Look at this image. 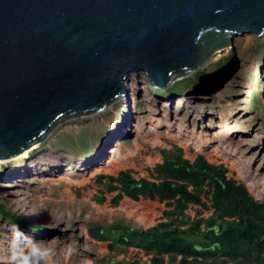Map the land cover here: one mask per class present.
<instances>
[{"label":"rangeland","instance_id":"rangeland-1","mask_svg":"<svg viewBox=\"0 0 264 264\" xmlns=\"http://www.w3.org/2000/svg\"><path fill=\"white\" fill-rule=\"evenodd\" d=\"M233 41L196 71L175 77L165 91L153 88L144 71L131 74L125 81L127 94L118 101L61 123L27 157L0 160V202L8 213L30 224L0 212V253L11 239L13 225H18L28 236L52 242L53 264H151L152 253L110 249L92 231L97 224L119 221L137 229L172 221L166 212L174 207L158 199H132L157 206L125 213L122 204L130 197L114 204L118 191H112L108 178H100L130 172L135 179L159 182L153 170L163 161L164 151L180 152L191 162L206 157L264 203V35L239 34ZM219 59H227L226 64L217 65ZM203 70L209 79L194 85L192 76ZM109 145L129 152V164L118 173L97 172ZM68 188L76 196L73 201ZM206 203L191 204L180 218L187 224L173 226L188 229L195 219L215 216L211 202ZM154 212L148 225L137 221Z\"/></svg>","mask_w":264,"mask_h":264},{"label":"water","instance_id":"water-1","mask_svg":"<svg viewBox=\"0 0 264 264\" xmlns=\"http://www.w3.org/2000/svg\"><path fill=\"white\" fill-rule=\"evenodd\" d=\"M264 0H0V159L102 111L144 71L165 91L239 34Z\"/></svg>","mask_w":264,"mask_h":264},{"label":"trees","instance_id":"trees-1","mask_svg":"<svg viewBox=\"0 0 264 264\" xmlns=\"http://www.w3.org/2000/svg\"><path fill=\"white\" fill-rule=\"evenodd\" d=\"M257 41L260 47L261 40ZM226 60L219 59L217 65H225ZM205 71L192 76L194 85L209 79ZM227 172L202 155L191 162L180 152L164 151L163 161L153 170L159 182L135 179L130 172L117 177L101 175L100 178L111 181L112 191H118L114 204L124 196L135 201L143 197L167 201L174 209L166 212L171 222L145 230L119 221L109 226L97 224L92 234L108 242L110 249L137 248L152 253L151 264H264V203L252 196L246 186L228 177ZM207 201L215 209V216L195 219L188 229L173 226L179 222L187 224L180 218L191 204L206 207ZM0 212L13 221L30 225L8 213L2 202ZM102 264L130 263L117 260Z\"/></svg>","mask_w":264,"mask_h":264},{"label":"clouds","instance_id":"clouds-1","mask_svg":"<svg viewBox=\"0 0 264 264\" xmlns=\"http://www.w3.org/2000/svg\"><path fill=\"white\" fill-rule=\"evenodd\" d=\"M52 242L36 240L13 225L11 239L0 253V264H53Z\"/></svg>","mask_w":264,"mask_h":264},{"label":"bare ground","instance_id":"bare-ground-1","mask_svg":"<svg viewBox=\"0 0 264 264\" xmlns=\"http://www.w3.org/2000/svg\"><path fill=\"white\" fill-rule=\"evenodd\" d=\"M125 94H127V93H125ZM125 94L122 95V97H124ZM119 133L120 132H118V134ZM108 144H111L110 140L108 141ZM109 146H110V148L104 149V153L106 155L105 156L106 158H105L103 164L100 166V168L97 172L105 171L107 173L114 174V173H118L121 169L125 168L129 164V162H128L129 155H130L129 152L128 153L123 152L122 149L115 148L113 145H109ZM28 155H29V150H26L23 153L13 157L12 160L27 157ZM0 160H2V159H0ZM9 160H11V159H9ZM150 162H153V160L152 161L150 160ZM68 163H72V162L69 161ZM67 190L69 193V197L70 198L72 197L71 200L73 201L76 198V196L74 194H72V192H70V188H68ZM88 198H90V197L88 196L87 199ZM149 206L152 208H155L157 206V203L156 202H150V201L136 203L132 199L126 198V201H124L122 204V208H124L126 212L124 210L123 211L129 215H133L136 213V211H140V208L145 209V207L147 208ZM156 213L157 212H154V214L151 213L152 216H148V217H144V215H140V216H138L137 221L140 222L141 224L148 225L149 223L153 222L155 216L157 215Z\"/></svg>","mask_w":264,"mask_h":264},{"label":"crops","instance_id":"crops-1","mask_svg":"<svg viewBox=\"0 0 264 264\" xmlns=\"http://www.w3.org/2000/svg\"><path fill=\"white\" fill-rule=\"evenodd\" d=\"M130 199H132V198H130ZM145 230V229H144Z\"/></svg>","mask_w":264,"mask_h":264}]
</instances>
